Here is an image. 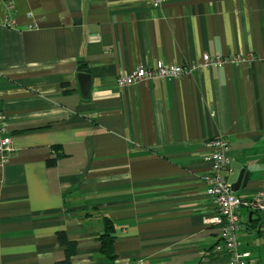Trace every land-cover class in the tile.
Returning <instances> with one entry per match:
<instances>
[{
	"label": "crops",
	"instance_id": "0c3cea01",
	"mask_svg": "<svg viewBox=\"0 0 264 264\" xmlns=\"http://www.w3.org/2000/svg\"><path fill=\"white\" fill-rule=\"evenodd\" d=\"M254 62L203 66L204 56ZM264 0H0V264H228L206 192L229 142L228 181L264 184ZM159 62L175 79L117 80ZM92 76L82 95L78 74ZM245 264H264V212L239 209ZM114 228L115 260L102 252Z\"/></svg>",
	"mask_w": 264,
	"mask_h": 264
},
{
	"label": "built area",
	"instance_id": "2783aa9c",
	"mask_svg": "<svg viewBox=\"0 0 264 264\" xmlns=\"http://www.w3.org/2000/svg\"><path fill=\"white\" fill-rule=\"evenodd\" d=\"M154 6L163 5L166 0H151ZM259 57L250 53L247 56L239 54L223 57L219 54L214 56L205 55L203 66H221L226 63L240 64L242 62H254ZM264 58V54H263ZM196 69L195 66L180 64H165L159 62L153 67L140 66L136 71L126 77L117 80L119 87H128L143 79L169 78L175 79ZM213 151L207 160L211 164V174L208 178L206 192L215 199L217 204L216 214L209 222L221 229L224 242V249L227 253L228 264H245V257L249 253H242L239 250V232L242 229V222L239 217V209L248 207L254 212H264V184L250 200L243 199L233 191L232 184L228 181L226 172H230V157L227 155L229 142L217 137L210 142ZM12 151V135L7 127L5 115L0 110V166L7 162ZM125 264H146L141 259L128 261Z\"/></svg>",
	"mask_w": 264,
	"mask_h": 264
},
{
	"label": "trees",
	"instance_id": "16d2710c",
	"mask_svg": "<svg viewBox=\"0 0 264 264\" xmlns=\"http://www.w3.org/2000/svg\"><path fill=\"white\" fill-rule=\"evenodd\" d=\"M114 228L111 224L107 223L105 231L101 235V248L102 252L107 255L111 260H115L114 241H115ZM60 244L65 248V258L56 262L55 264H73L72 258L76 252V242L68 238L66 233L61 232L58 235Z\"/></svg>",
	"mask_w": 264,
	"mask_h": 264
},
{
	"label": "water",
	"instance_id": "95a60500",
	"mask_svg": "<svg viewBox=\"0 0 264 264\" xmlns=\"http://www.w3.org/2000/svg\"><path fill=\"white\" fill-rule=\"evenodd\" d=\"M78 79L80 83V89L82 95L86 98L90 96V89L92 84V76L89 73H80L78 74ZM249 181V173L243 169L240 172L239 179L236 183L232 185L233 191L237 192L241 188H245Z\"/></svg>",
	"mask_w": 264,
	"mask_h": 264
}]
</instances>
